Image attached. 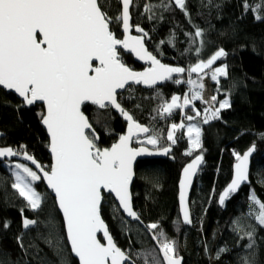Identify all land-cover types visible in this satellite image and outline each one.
Segmentation results:
<instances>
[{"label": "snow or ice", "instance_id": "obj_1", "mask_svg": "<svg viewBox=\"0 0 264 264\" xmlns=\"http://www.w3.org/2000/svg\"><path fill=\"white\" fill-rule=\"evenodd\" d=\"M116 3L120 9L110 16L111 4L106 3V0H0V86L13 90L22 98L17 111L19 107L32 106L37 102L44 105L39 117L49 134V148L54 163L45 170L24 146L15 149L0 147V158L22 156L38 169L33 170L21 162L10 163L15 178L11 188L26 201L27 207L40 210L44 197L34 185L41 179L46 180L58 208L62 210L70 251L78 258L79 264H136L130 250H122L117 246L101 215L105 193L113 194L119 205L117 211L122 210L127 217L143 223L132 206L130 185L135 176L133 165L137 157L150 156L154 152L148 147H133L134 137L145 134V138L138 142L152 145L159 149V154L167 156L171 152V145L177 143L176 132L186 127L191 148L184 154L191 156L194 149L202 148L200 122L187 125L184 122L172 123L165 136L135 121L118 102L117 90L131 88L133 84L155 88L166 81L177 84L186 82L192 86L191 96H184L181 103V97L173 95L170 102L165 101L158 109L171 116L174 109L184 108L192 101L202 99L204 85L191 78L187 81L174 78L173 74H183L186 69L161 63L157 55L148 50L145 44L146 40L151 39L148 31L139 24L131 23L130 7L134 0H116ZM173 3L186 16L190 15L186 0H162L159 7L168 10ZM242 6L245 11L260 12L264 10V0H256L253 4L244 0ZM154 7L150 3L144 6L149 19L158 18ZM255 18L264 19V15H256ZM116 26L122 28V38H118L112 30ZM133 28L140 34H130ZM186 35H190L195 44L196 38L203 37L204 32L197 27L193 34ZM175 39L173 33L168 41L161 43L174 46ZM198 43L202 47L203 39ZM123 50L147 61L149 67L139 72L132 70L121 58ZM196 51L199 53L200 48ZM226 55L225 50L220 48L207 60L190 65L187 70L189 77L192 73L204 72ZM227 75V65H222L212 71L211 79L219 83V77ZM89 102L97 107L94 117L96 123L100 122L99 110L104 109L119 110L129 122L127 133L120 135L110 147L101 148L96 143L99 136L82 110V106ZM211 103L218 104V107L204 109L203 124L219 119L220 111L231 107L229 99L217 101L215 95L211 97ZM200 115L201 112L197 110L195 116ZM185 119L192 121L195 117L188 115ZM161 140L169 141L171 145H162ZM254 150L255 145H252L243 154L233 153L237 161L234 178L218 196L221 206L238 191L242 183H250L248 165ZM203 161V154L196 155L183 168L179 199L185 224L192 223L186 190ZM249 200L256 207L257 224L264 227V201L257 197L254 190H250ZM120 219L122 231H126L123 217ZM37 223L36 219L22 217L25 230ZM3 227L7 229L9 224L5 222ZM46 227L49 228V235L44 237L45 240L58 257L62 256L65 247L54 234L55 219L49 218ZM144 227L148 230L161 228L158 222ZM98 233H102L106 243L98 238ZM152 238L158 245L160 256L138 253L142 255V264H182L183 258L178 255L175 240L167 238L162 229L154 232ZM238 239H246L248 243L244 247L249 250L238 258V264H257L256 226L243 231ZM16 240L21 250L26 252L22 236L18 235ZM227 251L229 249L226 247L218 249L217 259Z\"/></svg>", "mask_w": 264, "mask_h": 264}, {"label": "trees", "instance_id": "obj_2", "mask_svg": "<svg viewBox=\"0 0 264 264\" xmlns=\"http://www.w3.org/2000/svg\"><path fill=\"white\" fill-rule=\"evenodd\" d=\"M108 2L111 4L109 15L114 16L120 5L116 0H106ZM161 2L134 0L131 10L132 24H139L151 37L146 40L149 51L164 64L184 67L185 73L173 74L174 78L181 81L191 78L200 83L205 73L227 65L228 75L220 77L217 85V101L229 99L231 107L221 110L220 118L210 120L208 124L202 123L205 108L198 101H195L196 108L185 109L184 116L181 109H176L171 116L158 111L165 101L170 102L173 95L181 98L187 94L192 95L189 92L191 85L186 82L177 84L168 81L161 88L149 91L131 87L118 96L122 107L137 122L165 136L172 123L200 122L198 126L202 129V148L194 149L191 156L184 154L191 148V144L185 129H180L176 132L175 145L161 140L162 145H171L168 159L138 163L136 181L132 188L135 210L145 225L153 222L160 224L161 228L150 230L153 234L162 229L167 238L177 242L178 255L184 258V264H238V258L249 252L244 247L248 241L238 237L243 231L256 226V260L257 264H264V227L257 224L256 207L249 200L250 190H254L257 197L264 201V19L255 18L256 15H264V10L245 11L242 6L244 0H186L190 14L186 16L174 4L168 10L160 8ZM247 2L253 4L256 0ZM149 3L156 6L153 11L157 19H149L145 14L144 6ZM197 27L203 30L204 35L196 38L197 43L194 44L191 36L186 34H193ZM112 30L118 38H122L120 26ZM173 33L176 38L174 46L161 43L168 41ZM201 39L204 41L202 47L198 43ZM190 48L192 50L188 51ZM197 48H200L199 53ZM220 48L225 50L226 56L204 72L189 77L187 70L190 65L207 60ZM121 58L132 70L144 69L131 56L121 52ZM20 105L21 102L14 95L0 89V147L15 149L24 146L48 170L51 165L49 140L39 117L43 107L27 109L23 106L17 111ZM197 110L201 112L199 117L195 116ZM83 111L99 136V147H110L124 134L126 124L112 109L99 110V123L94 121L96 107L86 105ZM188 115L195 119L187 121L185 117ZM252 145H255V156L252 160L250 186L231 195L225 205L220 206L218 196L230 183L233 166L237 162L233 153L243 154ZM199 154L204 156V165L191 198L193 225L185 227L179 216L178 182L183 167ZM9 164L0 162V262L61 264L63 261V264H79L71 254L55 199L44 183L41 180L35 182L36 190L44 199L40 210H32L11 188L15 178ZM117 209L112 197L105 196L101 215L117 246L122 250H130L136 264H142V255L138 253L160 256L148 232L138 223L126 220ZM22 217L36 219L38 223L25 230ZM120 217L126 223V231H122ZM49 218L55 219L54 234L65 247L59 257L44 238L49 235V228L46 227ZM5 222L9 224L7 229L3 227ZM18 235L23 238L26 252L17 244ZM224 247L229 251L217 259L218 249Z\"/></svg>", "mask_w": 264, "mask_h": 264}, {"label": "water", "instance_id": "obj_3", "mask_svg": "<svg viewBox=\"0 0 264 264\" xmlns=\"http://www.w3.org/2000/svg\"><path fill=\"white\" fill-rule=\"evenodd\" d=\"M173 4H174V3H173ZM174 5H175V4H174ZM132 7H133V5L130 7V14H131ZM131 16H132V15H131ZM132 20H133V19H132ZM131 23H132V21H131ZM121 33H122V28H121ZM130 34H132V35H139V33H137V32L134 30V28H133V30H132V32H131ZM145 44H146V41H145ZM146 47H147V45H146ZM147 48H148V47H147ZM148 50H149V49H148ZM122 53L125 54V55H128V56H131L136 64H138V65H140L141 67L144 68V69H142V70H138V72H139V71H144L146 68L149 67V63H148L147 61H144V60H140V59H138V58L135 56L134 53H130V52H128L127 50H123ZM96 63H97V62H94V64H96ZM161 63H163V62L161 61ZM134 71H137V70H134ZM167 82H168V81L163 82V83H160V84H158L155 88H150V87H147V86H144V85H135V84H133L131 87H134V88H139V87H141V88H143L144 90L149 91V90H154V89H156V88H161V87L164 86ZM0 89L4 90V91H5L6 93H8V94H12V95H14V96H15V97H16V98L22 103V98H20V97L18 96V94H16L13 90H7V89H4L2 86H0ZM128 89H129V88H126V89H123V90H117V99H118V96H119L120 94L125 93L126 90H128ZM118 102H119V100H118ZM86 105L96 107L95 105H92L90 102H89V103H86L84 106H86ZM37 106H42L43 109H44V105H43L41 102H37V104H35V105H32V106H25V107H26L27 109H31V108H35V107H37ZM84 106H82V110H83V107H84ZM96 108H97V107H96ZM112 111H113L116 115H118L119 118H120V119L126 124V129H125V132H124V134H126V133H127V128H128V123H129V122L124 118V116L119 112V110L112 109ZM130 115H131V114H130ZM132 117H133V116H132ZM133 119H134V118H133ZM134 120H135V119H134ZM135 121H136V120H135ZM40 124H41L42 128L44 129V131L46 132L47 138H48V140H49V134L47 133L46 127L42 124V122H40ZM142 125H144V124H142ZM145 126H146V125H145ZM96 134H97V132H96ZM124 134H123V135H124ZM97 135H98V134H97ZM144 138H145V134H143V133H141V134L139 135L138 138H137V137H134V138H133L132 146H133V147H148V146L143 145V144L135 145V143H136L138 140H143ZM96 143H97V145H98L99 140L96 141ZM148 148H149L150 150H152V151L154 152V154H153V155H150V156H149V155H144V156H141V157H137V159H136V161L134 162V165H133V167H134V172H135V176H134L133 181H132V183H131V185H130V192H131V196H132V206H133V209H134V210H135V207H134V200H133V195H132V188H133V185H134V183H135V181H136V167H137L138 163H139V162H142V161H148V160H166V159H168V157H169V155L166 156V155L159 154V150H155V149H152V148H150V147H148ZM48 153H49V156L51 157V165H52V164L54 163V161H53L52 154H51V152H50V148L48 149ZM254 156H255V150L252 151V153H251V155H250V157H249V165H248L249 181H250V176H251L252 160H253ZM192 160H193V159H192ZM192 160H191L190 162H188V163H191ZM36 161H37V160H36ZM0 162H1V163H5V162H7V163L21 162V163H25V164H27L28 166L32 167L33 170L38 171V169L35 168V165H32L30 161H26V160H24L22 156L11 157V158H7V157H5V158H0ZM37 162H38V161H37ZM38 163H39V162H38ZM188 163H187V164H188ZM39 164H40V163H39ZM187 164H186V165H187ZM235 164H236V163H235ZM235 164H234V166H235ZM40 165H41V164H40ZM51 165H50V167H51ZM186 165H185V166H186ZM203 165H204V161H203V163L199 166V168L197 169L196 175L192 178V183H191L190 187L186 190V201H187V204H188V207H189L190 216H191V219H192V223H191V224H185V223H183V220H182V209H181V205H180L179 195H180V181H181V179L183 178V169H182V171H181V173H180V178H179V182H178V207H179V216H180V219H181V223H182L183 226H185V227H192V225H193V217H192V210H191V198H192V193H193L194 186H195V184H196V181H197L198 176H199V174H200V172H201V170H202ZM185 166H184V167H185ZM234 166H233V170H232V178H231V180L234 178V171H235ZM50 167H49V168H50ZM184 167H183V168H184ZM49 168H48V169H49ZM38 174H40V173L38 172ZM41 175H42V174H41ZM41 181L44 183V185H45L47 191H48V192L51 194V196L55 199L54 193H53L52 190L47 186V182H46V180L41 179ZM230 182H231V181H230ZM250 184H251V181H250V183H248V182L242 183L241 186H240V188L238 189V191H237L236 193H234V194H238V193H239L244 187H246V186H250ZM221 193H222V192H221ZM234 194H232V195H234ZM105 196H110V197H112V199L114 200V202L117 204V206H118V208H119L118 201L115 199V197H114L113 194H107V193H105ZM103 201H104V200H103ZM103 201H102V205H103ZM55 202H56V199H55ZM219 205H220V204H219ZM56 206H57V209H58V211H59V213H60V215H61V217H62V220H63L62 210H60V209L58 208L57 203H56ZM220 206H221V205H220ZM223 206H224V205H223ZM101 208H102V207H101ZM120 212L122 213V215L125 217L126 220H128V221L131 222V223H138L142 228H144V229L148 232V234L151 236V238L153 237V233H152L150 230H148V229H146V228L144 227V226H145L144 223H141L140 221H136V220H134V219H132V218H130V217H127L126 214H124L122 210H120ZM141 221H142V220H141ZM63 223H64V220H63ZM64 227H65V224H64ZM65 233H66V227H65ZM66 236H67V233H66ZM98 238H101L102 242L106 243V241H105V240L103 239V237H102V233H98ZM152 240H153L154 244L156 245L157 250L159 251V249H158V245L156 244V241H155L153 238H152ZM67 242H68V241H67ZM115 243H116V242H115ZM68 245H69V248H70V243H69V242H68ZM71 254H72V253H71ZM72 256H73L74 259H76V260L78 261V258H76V257L74 256V254H72ZM161 258H162V256H161ZM182 258H183V257H182ZM78 263H79V261H78ZM126 264H128V262H126ZM182 264H184V258L182 259Z\"/></svg>", "mask_w": 264, "mask_h": 264}, {"label": "rangeland", "instance_id": "obj_4", "mask_svg": "<svg viewBox=\"0 0 264 264\" xmlns=\"http://www.w3.org/2000/svg\"><path fill=\"white\" fill-rule=\"evenodd\" d=\"M138 33V32H137ZM140 34V33H139ZM211 73H212V71L211 72H209V77H207V80H208V92H209V96L208 97H210L212 94H213V88L215 87V83H216V81H213L212 79H211ZM192 74H194V73H192ZM196 74V73H195ZM209 78V79H208ZM202 83H203V80H202ZM191 88H192V86H191ZM191 88H189V92L191 91ZM197 90H199V89H197ZM192 92V91H191ZM187 96H188V94H187ZM202 99H200V100H195V101H198V102H200V103H202L203 105H204V108H205V103L206 104H210V101H209V99H205V97L203 96V90H202ZM182 99L183 98H181V103H182ZM195 101H192V103L190 104V105H188V106H186V107H184V108H179V109H182V113H183V116L185 115V109L186 108H190V107H193V108H196V105H195ZM175 110V109H174ZM173 113H174V111H173ZM186 124V123H185ZM187 124H193L192 122H189V123H187ZM186 124V125H187ZM185 134L187 135V131H186V127H185ZM187 137H188V135H187ZM138 142V141H137ZM139 143V142H138ZM141 144V143H140ZM143 145H147L146 143L145 144H143ZM147 146H151V147H153L152 145H147ZM15 162H13L12 164H14Z\"/></svg>", "mask_w": 264, "mask_h": 264}, {"label": "crops", "instance_id": "obj_5", "mask_svg": "<svg viewBox=\"0 0 264 264\" xmlns=\"http://www.w3.org/2000/svg\"><path fill=\"white\" fill-rule=\"evenodd\" d=\"M209 75V72L208 73H205L204 75H203V85H204V88H203V96L205 97V99H209V101H210V104H206L205 103V109L206 108H209L210 106L211 107H218V104H212L211 103V97L213 96V95H215L216 97H217V85H218V83L216 82L215 83V87L213 88L214 90H213V94L210 96V97H208L209 96V92H208V80H207V77H209L208 76ZM220 78V77H219ZM209 79V78H208ZM176 110V109H175ZM175 110H173V111H175ZM181 111H182V109H181Z\"/></svg>", "mask_w": 264, "mask_h": 264}]
</instances>
